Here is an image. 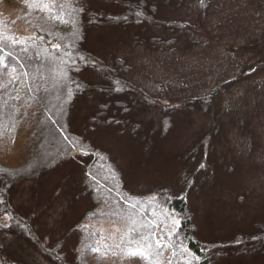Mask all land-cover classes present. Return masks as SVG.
Returning a JSON list of instances; mask_svg holds the SVG:
<instances>
[{
    "label": "rangeland",
    "instance_id": "obj_1",
    "mask_svg": "<svg viewBox=\"0 0 264 264\" xmlns=\"http://www.w3.org/2000/svg\"><path fill=\"white\" fill-rule=\"evenodd\" d=\"M144 1L155 8L156 19L187 27L97 25L88 28L85 41L144 97L121 96L127 109L112 102L101 114L94 102L80 105L72 115L67 158L60 156L39 179L16 185L12 203L50 247L94 209L83 178L98 180L104 189L98 211L120 216L88 221L89 228L101 232L106 264H125L123 238L143 218L135 205H153L157 189H168L171 196L186 191L197 239L218 246L211 264H264V243L246 254L220 246L238 234H264V0ZM91 2L112 12L124 10L120 4ZM5 11L15 19L14 10ZM17 29L27 32L24 26ZM86 78L103 82L91 70ZM25 143L23 135L2 138L0 162L24 163ZM186 169L195 176L187 189ZM169 219L159 232L173 231L172 221L179 218ZM3 239L13 261L55 264L26 239L12 234ZM74 243L71 235L64 249Z\"/></svg>",
    "mask_w": 264,
    "mask_h": 264
},
{
    "label": "trees",
    "instance_id": "obj_2",
    "mask_svg": "<svg viewBox=\"0 0 264 264\" xmlns=\"http://www.w3.org/2000/svg\"><path fill=\"white\" fill-rule=\"evenodd\" d=\"M92 1L120 4L124 10L112 12L100 9L91 0H54L51 9L33 8L29 11L24 0H0V60L3 61L0 65V140L23 135L28 152V159L18 166H6L0 162V264H22L7 255V244L3 239L7 234L28 240L55 264H106L108 261L105 260L108 259L107 250L103 251V244L98 243L102 240L101 232L92 231L88 221L102 217L118 219L120 215L98 211L104 200V189L98 180L88 175L83 178L95 204L94 209L50 247L44 245L31 220L14 207L12 191L25 180L39 179L60 156L67 158L71 149L72 115L80 105L94 102L97 109H101L98 114H101L106 113L112 102L127 109L126 103L118 99L121 96L130 94L141 99L145 95L114 69V62H105L87 49L88 28L97 25L124 28L144 23L187 26L156 19L155 8L150 6L148 9L144 0ZM6 7L14 10L15 19L10 20ZM18 26H24L27 32L21 33ZM13 39L18 43H13ZM151 41L163 43L159 39ZM115 62L127 68L121 60ZM88 70L102 76L103 82L89 81L86 78ZM217 91L214 90L210 98L215 97ZM115 97L116 100L113 99ZM89 173H94L92 168ZM182 175L184 187H192L195 176L188 169ZM155 191L153 205H147V208L135 205L138 209L136 213L140 211L143 218L136 220L139 225L126 233L123 245L134 248L135 241L151 244L152 261L158 264L162 261H166L165 264H211L213 250L218 246L203 244L197 239L187 210L186 191L177 196H171L168 189ZM111 202L116 208L117 204ZM172 216L180 220L176 231L169 234L159 232L157 229L162 222L170 221ZM71 235L75 236V243L70 250H65L66 240ZM161 237L162 246L157 248L156 239ZM263 243L264 234H238L231 241L220 243V246L230 247L237 254H246L260 249ZM93 248H99L100 252L92 251ZM136 259L140 258H128L124 263L131 264Z\"/></svg>",
    "mask_w": 264,
    "mask_h": 264
},
{
    "label": "snow or ice",
    "instance_id": "obj_3",
    "mask_svg": "<svg viewBox=\"0 0 264 264\" xmlns=\"http://www.w3.org/2000/svg\"><path fill=\"white\" fill-rule=\"evenodd\" d=\"M24 3L26 4L29 11H31L33 8L44 10V9H51L54 3V0H24ZM0 26H2V22H0ZM12 42L18 43V41H16L15 39H13ZM55 47L59 48L60 45H56ZM0 65H3L2 60H0ZM13 71H15V69H13ZM201 167H203V165H201ZM172 222L176 226L173 228V231H176V229L178 228L180 224V220L173 219ZM162 239H163L162 237L159 239H156L157 248H160L162 246ZM135 243H136V247L134 248L130 247L124 250V255L127 258H140L141 260L148 262V264H158V262L152 261L153 253H152L151 244L144 245V244H141L139 241H135ZM163 246H167V245H163ZM92 251L99 253L100 249L93 248ZM195 258L199 259V257H195Z\"/></svg>",
    "mask_w": 264,
    "mask_h": 264
}]
</instances>
